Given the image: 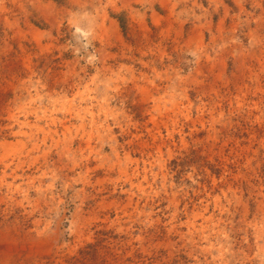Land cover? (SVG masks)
Returning a JSON list of instances; mask_svg holds the SVG:
<instances>
[{
	"label": "rangeland",
	"instance_id": "obj_1",
	"mask_svg": "<svg viewBox=\"0 0 264 264\" xmlns=\"http://www.w3.org/2000/svg\"><path fill=\"white\" fill-rule=\"evenodd\" d=\"M0 264H264V0H0Z\"/></svg>",
	"mask_w": 264,
	"mask_h": 264
}]
</instances>
